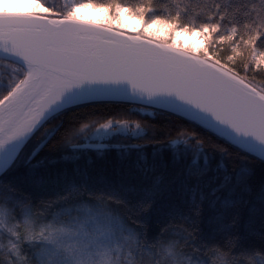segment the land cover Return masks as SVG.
<instances>
[{
    "label": "snow or ice",
    "instance_id": "6c2138e0",
    "mask_svg": "<svg viewBox=\"0 0 264 264\" xmlns=\"http://www.w3.org/2000/svg\"><path fill=\"white\" fill-rule=\"evenodd\" d=\"M33 4L43 11L0 12V264H264V233L259 246H249L239 232L219 242L205 238L201 228L206 201L212 209L218 202L224 210L243 206L249 223L264 219V177L258 181L246 166L264 162V0ZM86 7L107 12V22L80 19L77 13ZM121 11L142 27L134 33L119 28ZM150 25L164 26L167 39L146 31ZM174 33L194 34L201 44L180 47L172 42ZM127 103L166 113L169 123L160 130L167 141L136 132L126 120L108 119L93 134L101 142H71L97 121L77 129L65 125V116L78 121L83 109ZM121 132L161 147L185 146L183 156L174 153L170 161L153 152L158 163L142 170L137 215L161 202L169 217L154 235L146 221L134 230L108 210L131 207L120 192L70 187L39 201L22 195L23 185L42 183L38 170L45 161L37 157L57 145L100 155L110 148L139 149L144 160L141 144L103 142ZM214 154L222 158L215 166ZM157 167L175 174L152 179ZM93 201L99 206L89 207ZM239 220L236 211L225 224L220 212L209 223L216 234Z\"/></svg>",
    "mask_w": 264,
    "mask_h": 264
},
{
    "label": "trees",
    "instance_id": "16d2710c",
    "mask_svg": "<svg viewBox=\"0 0 264 264\" xmlns=\"http://www.w3.org/2000/svg\"><path fill=\"white\" fill-rule=\"evenodd\" d=\"M48 4L55 5L57 8H63L66 4L63 0H47ZM134 2V0H129ZM129 15V14H128ZM131 16V15H130ZM134 17V16H132ZM137 18V17H135ZM139 19V18H137ZM140 20V19H139ZM143 109V110H142ZM108 119L126 120L129 122L130 127L135 129L136 132L152 137L155 132L158 141H167L164 132L160 129L168 125L169 121L166 118V113L158 109L144 108L139 104H109L97 105L94 108L81 110V116L78 121H72L69 116L63 118L65 125L74 123L78 129L83 123H90L97 121L93 127L84 130L82 133L76 132L71 136L72 143H99L101 141L91 137V133L99 128L100 123L106 122ZM53 123H56L54 121ZM139 124V128L136 125ZM155 126V127H154ZM51 127V125H49ZM199 131V129H198ZM59 135V134H58ZM175 138V133L172 134ZM37 141H33L25 152L32 150ZM110 144H141L143 145L144 160L139 159L140 150L123 148L116 149L110 148L105 150L103 155L98 154L95 150H73L70 146L57 145L55 149L49 151L45 149L39 158H43L45 163L41 169L38 170V175L43 178L42 183H28L23 185L22 195L29 196L32 200L39 201L44 198H53L61 192H66L70 187L87 190L94 193H106L110 191L120 192L124 194V198L129 202L131 207H118L111 205L108 209L115 215H118L123 221L133 227L135 230L139 226V221H146L149 226L148 235H154L160 225L167 224L169 217L166 215L167 209L161 207V202H158L153 211L148 215H137L136 203L142 199V192L140 189L144 186L142 181L144 177L142 170L145 166L151 167L153 163H158L160 156L153 157V152L160 153L164 159L170 161L174 153L183 156L185 146L183 144L177 145L172 148L170 144L166 147H161L159 144L149 143L147 139L141 140L136 136L129 133H116L112 137L103 141ZM51 148V145H49ZM67 156L69 159L65 160ZM74 157H79L74 159ZM219 154H214L212 158L213 166L221 162ZM51 160H56L55 164L49 163ZM91 161V163H89ZM226 166L231 169L232 164L225 160ZM137 165L140 167L138 168ZM254 170V175L259 181L264 177V162L256 161L253 159L251 163L246 164ZM167 179L175 174V171L169 167L168 169H161L159 167L151 174V178L162 175ZM236 199V197H233ZM89 207H98L95 201L89 203ZM157 209H160L159 211ZM239 211L240 220L235 228L228 229L224 232L214 234V225L210 224L211 218L215 217L218 213H224V223L227 224L233 214ZM137 221L136 225L131 223V219ZM249 214L243 206L238 209H221L219 202L215 209L209 207L206 201L203 205V219L201 228L203 236L207 239H215L216 241L223 242L224 237L229 233L239 232L241 237L244 238L243 242L249 246H259L262 243L260 237L264 233V219L257 216L252 218L249 223ZM255 233L256 235H250Z\"/></svg>",
    "mask_w": 264,
    "mask_h": 264
},
{
    "label": "rangeland",
    "instance_id": "374dc122",
    "mask_svg": "<svg viewBox=\"0 0 264 264\" xmlns=\"http://www.w3.org/2000/svg\"><path fill=\"white\" fill-rule=\"evenodd\" d=\"M1 1L3 0H0V12L12 11V10L20 11V12L43 11L42 8L34 7L33 0H6L12 2L10 7H8L5 3H2ZM13 1L14 2L16 1L17 3H13ZM63 1L67 4L72 3V0H63ZM20 2H25V4L21 5ZM86 8L91 9L92 7H86ZM96 9L99 10V14H100L99 17L94 16L93 13H88L87 11L81 9L78 11L77 15L80 19L83 20H88L96 23L107 22L109 14L101 9L98 8ZM89 14H91L92 17H89ZM112 24L114 26H117L115 21H112ZM118 27L123 30H126L129 33H134L142 27V21L128 15L126 11H121L120 23ZM145 30L151 32L157 38L167 39V32L165 31V28L162 25H150ZM172 42L178 44V46L180 47H185L189 45L194 47L196 45L201 44V41L194 34L190 35L187 33H174L172 36ZM94 133L95 132L91 133V137H93ZM173 252H175V249H173ZM164 255L170 258V254L168 252L164 251Z\"/></svg>",
    "mask_w": 264,
    "mask_h": 264
},
{
    "label": "bare ground",
    "instance_id": "6f19581e",
    "mask_svg": "<svg viewBox=\"0 0 264 264\" xmlns=\"http://www.w3.org/2000/svg\"><path fill=\"white\" fill-rule=\"evenodd\" d=\"M2 3H5L8 7H10L11 6V4H12V2L11 1H6V0H3V1H1ZM13 3H17L16 1L14 2L13 1ZM20 4L21 5H24L25 4V2H20ZM81 10H84V11H87L88 13H93V15L94 16H97V17H99L100 16V14H99V10H97L96 8H94V9H88V8H81ZM89 17H92V15L91 14H89Z\"/></svg>",
    "mask_w": 264,
    "mask_h": 264
},
{
    "label": "water",
    "instance_id": "95a60500",
    "mask_svg": "<svg viewBox=\"0 0 264 264\" xmlns=\"http://www.w3.org/2000/svg\"><path fill=\"white\" fill-rule=\"evenodd\" d=\"M83 20V19H82ZM85 21H88V20H85ZM96 23V22H95Z\"/></svg>",
    "mask_w": 264,
    "mask_h": 264
}]
</instances>
